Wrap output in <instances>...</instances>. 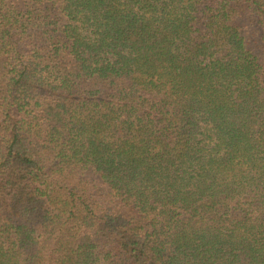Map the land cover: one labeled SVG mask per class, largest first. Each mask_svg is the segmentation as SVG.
Wrapping results in <instances>:
<instances>
[{"label":"trees","instance_id":"1","mask_svg":"<svg viewBox=\"0 0 264 264\" xmlns=\"http://www.w3.org/2000/svg\"><path fill=\"white\" fill-rule=\"evenodd\" d=\"M0 264H264V0H0Z\"/></svg>","mask_w":264,"mask_h":264}]
</instances>
